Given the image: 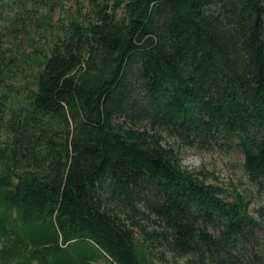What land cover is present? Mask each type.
Segmentation results:
<instances>
[{"label": "trees", "instance_id": "16d2710c", "mask_svg": "<svg viewBox=\"0 0 264 264\" xmlns=\"http://www.w3.org/2000/svg\"><path fill=\"white\" fill-rule=\"evenodd\" d=\"M79 1L0 0V264L248 263L250 201L182 153L264 190V0Z\"/></svg>", "mask_w": 264, "mask_h": 264}, {"label": "rangeland", "instance_id": "374dc122", "mask_svg": "<svg viewBox=\"0 0 264 264\" xmlns=\"http://www.w3.org/2000/svg\"><path fill=\"white\" fill-rule=\"evenodd\" d=\"M78 0H63L62 9L59 7L54 12V20L66 21V16L69 13H74L82 4ZM43 43V41H41ZM11 83L16 87L25 83L22 79H11ZM165 144L172 141L165 138ZM182 165L188 169H198L205 166L206 169L213 173L220 183L226 184L230 191L239 192L245 195L250 201L249 211L258 221L261 222V227L258 232V244L252 252H248L245 256L249 262L246 264H262L264 261V190L258 189L252 183L242 167V157L240 153H227L221 150L215 151H198L195 149H186L182 153ZM1 247V243H0ZM256 257L252 256V254ZM93 264H107L97 262ZM160 264H187L185 260L176 258L172 259L169 255Z\"/></svg>", "mask_w": 264, "mask_h": 264}]
</instances>
